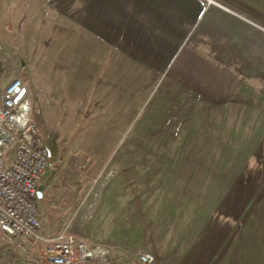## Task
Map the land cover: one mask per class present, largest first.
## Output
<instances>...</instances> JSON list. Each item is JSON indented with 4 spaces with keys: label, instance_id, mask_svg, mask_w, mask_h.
I'll return each mask as SVG.
<instances>
[{
    "label": "rangeland",
    "instance_id": "1",
    "mask_svg": "<svg viewBox=\"0 0 264 264\" xmlns=\"http://www.w3.org/2000/svg\"><path fill=\"white\" fill-rule=\"evenodd\" d=\"M17 11L7 17L16 20ZM22 17L31 21V10ZM14 44L0 33V96L17 76L6 66ZM48 52L52 64L26 81L53 92L38 88L29 112L36 141L49 153L36 199L44 234L67 228L89 242L149 251L151 264H264V76L261 93L233 88L234 104L215 109L179 97L171 73L139 87L129 73L117 88L97 86L73 73L86 63L54 56L62 51L53 44ZM21 60L9 62L17 68ZM244 97L256 105L243 121ZM88 103L102 109V119L74 120ZM39 247L0 243V261L13 264L4 260L8 248L19 264H38ZM129 260L84 264L137 263Z\"/></svg>",
    "mask_w": 264,
    "mask_h": 264
},
{
    "label": "crops",
    "instance_id": "2",
    "mask_svg": "<svg viewBox=\"0 0 264 264\" xmlns=\"http://www.w3.org/2000/svg\"><path fill=\"white\" fill-rule=\"evenodd\" d=\"M16 10V20L7 17L11 16L8 11ZM30 10L31 21H23L22 15ZM0 33L6 42H15L6 50L11 52L6 66L9 74L26 70L30 103L38 88L48 96L53 94L44 84L33 89L26 83L30 73L52 64L48 52L52 44L62 51L54 56L86 63L73 73L97 86L104 82L117 88L127 82L121 78L129 73L139 87L149 77L171 73L175 90L184 92L179 97L186 94L196 99V104L215 109L234 104L229 100L239 95L231 93L233 88L263 90L264 0H0ZM17 57L25 60L16 68L9 60ZM68 70L72 73L71 67ZM246 98L242 106L247 108L239 115L243 121L248 107L256 105ZM87 105L91 107L79 110L74 120L83 121L87 115L91 122L101 120L102 109ZM200 120L199 116L195 122ZM44 232L57 234L45 228ZM38 245L35 261L49 264L40 258L43 247L40 243L35 248ZM189 251L190 247L186 253ZM4 260L13 264L22 261L8 248Z\"/></svg>",
    "mask_w": 264,
    "mask_h": 264
},
{
    "label": "built area",
    "instance_id": "3",
    "mask_svg": "<svg viewBox=\"0 0 264 264\" xmlns=\"http://www.w3.org/2000/svg\"><path fill=\"white\" fill-rule=\"evenodd\" d=\"M29 112L28 87L17 75L0 96V243L32 248L41 243L40 258L49 264L121 263L130 258L138 264H151L154 255L149 251L89 242L67 228L53 236L43 233L46 218L39 214L36 199L48 172L49 153L36 141Z\"/></svg>",
    "mask_w": 264,
    "mask_h": 264
},
{
    "label": "water",
    "instance_id": "4",
    "mask_svg": "<svg viewBox=\"0 0 264 264\" xmlns=\"http://www.w3.org/2000/svg\"><path fill=\"white\" fill-rule=\"evenodd\" d=\"M21 77L23 80H26L28 78V74L26 73V70H23L22 73H21ZM43 185L41 184L39 186V189H38V197H41L42 196V192H43ZM133 264H138V263H133Z\"/></svg>",
    "mask_w": 264,
    "mask_h": 264
}]
</instances>
